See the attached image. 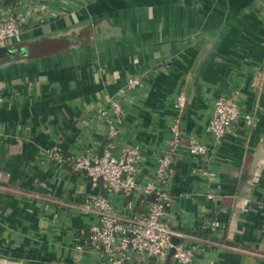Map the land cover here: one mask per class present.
<instances>
[{
	"label": "crops",
	"instance_id": "1",
	"mask_svg": "<svg viewBox=\"0 0 264 264\" xmlns=\"http://www.w3.org/2000/svg\"><path fill=\"white\" fill-rule=\"evenodd\" d=\"M9 13L24 26L12 54H0V264H99L76 246L97 222L86 199L105 192L46 152L102 154L114 117L100 112L116 100V152L139 147L142 158L138 191L110 194L115 212L147 213L141 190L177 121L164 187L175 243L194 248L193 264H264V0H0V20ZM134 78L141 86L121 95ZM221 96L253 123L216 139L207 128ZM191 138L205 157L190 155ZM209 220L220 223L212 245L193 239ZM133 264L178 262L171 252Z\"/></svg>",
	"mask_w": 264,
	"mask_h": 264
},
{
	"label": "built area",
	"instance_id": "2",
	"mask_svg": "<svg viewBox=\"0 0 264 264\" xmlns=\"http://www.w3.org/2000/svg\"><path fill=\"white\" fill-rule=\"evenodd\" d=\"M23 26L24 21L13 13L5 14L0 20V46H7L19 40ZM140 86L138 78L131 79L121 89L120 94L126 95ZM186 104V96L180 94L175 99L174 107L183 111ZM100 114H111L114 117L109 124L107 142L102 154L88 152L79 157H65L58 147L46 152L49 158L71 166L76 172L86 173L93 186L105 192L86 199L83 210L86 214L94 216L97 222L84 232L76 250L95 253L99 264L143 263L144 260L165 258L171 252H174L178 264H193L194 248L177 245L174 240L175 232L167 223L173 199L164 187L173 182L176 173L175 166L181 143L177 121L170 127L171 138L157 156L155 180L141 190L148 203L147 213L143 216L123 217L115 212L109 196H131L138 191L136 175L142 153L139 147L122 148L116 152L125 115L120 101H113L109 107L101 110ZM243 120L248 125L253 123L252 116L242 114L235 97L221 96L214 104L207 132L216 139H221L232 135L236 126ZM209 150L205 144L194 138L188 141V151L194 157H205ZM209 198L212 199V196ZM206 227L213 236H217L220 223L209 220ZM193 239L205 244H214L202 238Z\"/></svg>",
	"mask_w": 264,
	"mask_h": 264
},
{
	"label": "trees",
	"instance_id": "3",
	"mask_svg": "<svg viewBox=\"0 0 264 264\" xmlns=\"http://www.w3.org/2000/svg\"><path fill=\"white\" fill-rule=\"evenodd\" d=\"M0 48H5L6 51H8V52H2V53L0 52V54H2V55L9 54L10 55V54H12L11 50H14V48H15V43H12V44L7 45V46H0ZM200 238L208 240V241L213 242V243L220 242V240L217 241V238H212L210 236V230H205L204 234L200 235Z\"/></svg>",
	"mask_w": 264,
	"mask_h": 264
},
{
	"label": "water",
	"instance_id": "4",
	"mask_svg": "<svg viewBox=\"0 0 264 264\" xmlns=\"http://www.w3.org/2000/svg\"><path fill=\"white\" fill-rule=\"evenodd\" d=\"M0 52L2 53V52H8V51H6L5 48H0Z\"/></svg>",
	"mask_w": 264,
	"mask_h": 264
}]
</instances>
